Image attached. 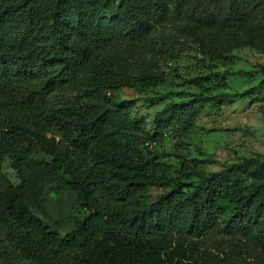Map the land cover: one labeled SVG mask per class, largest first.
<instances>
[{
	"label": "trees",
	"instance_id": "trees-1",
	"mask_svg": "<svg viewBox=\"0 0 264 264\" xmlns=\"http://www.w3.org/2000/svg\"><path fill=\"white\" fill-rule=\"evenodd\" d=\"M169 25L195 27L216 56L245 46L264 53V0H0V166L10 158L20 179L0 192V232L15 257L264 264V157L237 156L213 173L184 163L165 181L147 151L156 135L119 96L165 81L154 65ZM213 81L189 80L198 91L168 102L156 130L189 126L206 105H223L229 94L213 91L226 81ZM153 187L164 191L152 198ZM47 188L73 191L88 212L65 235L32 208ZM213 232L229 237L228 251L202 249Z\"/></svg>",
	"mask_w": 264,
	"mask_h": 264
},
{
	"label": "rangeland",
	"instance_id": "rangeland-1",
	"mask_svg": "<svg viewBox=\"0 0 264 264\" xmlns=\"http://www.w3.org/2000/svg\"><path fill=\"white\" fill-rule=\"evenodd\" d=\"M157 40L161 52L154 67L164 74L165 81L151 89L126 87L119 91L123 100L133 102L132 116L145 119L150 135H156V144L147 151L151 158L157 157L163 170L167 171H159L156 176L170 181L184 163L213 173L237 161V156L264 157V53L255 46H245L216 56L208 52L195 27L184 29L169 25L160 30ZM132 72H137L136 67ZM198 76L213 77L214 86L216 78L222 77L226 86L215 89L213 93L229 94L228 100L221 106L206 105L189 126L157 131V113L168 102L191 98L198 90L189 84V80ZM248 90H253V94L237 96ZM37 157L46 158L43 154ZM188 182L197 183L195 179ZM19 184L17 171L7 157L0 166V192ZM163 191V188L153 187L150 194L153 198ZM32 208L52 230L62 235L74 228L76 219L88 215L76 193L69 189L57 191L47 188L41 204ZM6 236V230L2 229L1 262L36 264L27 258L15 257L14 246ZM228 240L229 237L213 232L202 240L201 246L217 253L218 248L228 251Z\"/></svg>",
	"mask_w": 264,
	"mask_h": 264
},
{
	"label": "built area",
	"instance_id": "built-area-1",
	"mask_svg": "<svg viewBox=\"0 0 264 264\" xmlns=\"http://www.w3.org/2000/svg\"><path fill=\"white\" fill-rule=\"evenodd\" d=\"M150 148H152V146L154 145V144H156L155 142H147L146 143Z\"/></svg>",
	"mask_w": 264,
	"mask_h": 264
}]
</instances>
